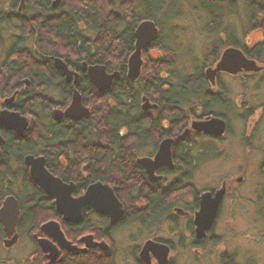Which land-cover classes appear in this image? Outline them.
I'll return each instance as SVG.
<instances>
[{
    "label": "trees",
    "instance_id": "trees-1",
    "mask_svg": "<svg viewBox=\"0 0 264 264\" xmlns=\"http://www.w3.org/2000/svg\"><path fill=\"white\" fill-rule=\"evenodd\" d=\"M30 1L33 12L30 16L27 15L26 20L30 24L22 32L29 30L30 35L35 34L33 30L38 32L36 42L42 48L43 54L68 57L67 59L77 67L81 61L101 64L105 66L106 71H117L120 76L114 79L109 89L99 92L89 83L86 74L82 73L78 88L85 104L91 106L90 112L78 121L66 120L68 128L63 129L57 122L54 123L57 127L55 129L46 127L43 120L32 112L34 118L36 117L31 126L33 129L21 140L11 141V147L6 148L0 166L9 165L8 159L11 155L16 164H22L23 156L32 153L45 155L47 161H54L53 153L56 150L64 151V159L86 158L90 169L88 179H101L111 184L118 199L123 201L126 211L122 223L127 225L128 229L134 223V226L140 227L138 232L153 224L160 225L167 213V196L162 189L149 190L143 180L142 169L135 167L134 158L138 157L139 152H149L151 148H155L159 137L168 132L161 128L160 122L164 116L172 119L174 125L185 121L189 113L186 109L193 100H200L201 89L205 86L202 82V69L196 68L192 74H185L176 69L175 50L163 42L161 17L169 0H62L56 9L51 7L53 0ZM228 1L197 0L209 17L205 24L207 33L215 38V34H225L226 30L229 32L227 18L240 13L246 14V23L251 28L248 29L262 28L264 33V0ZM238 2L243 6L241 10L236 7ZM143 19H151L160 27V35L152 45L158 50L167 51L168 56L165 59H148L141 69L140 76L135 82H131L127 77V59L134 51L135 27ZM233 36L226 39V45H242L237 44ZM221 43L219 37L212 41L211 46L216 49ZM263 43L264 39L253 47V51L247 50L244 45L242 48L250 57L254 54L261 56ZM26 56L27 58L19 57L10 65L13 66L10 75L16 76V82L22 76L30 77L32 88L29 90H34V86H38L40 81H47L48 85L55 81V76L52 80L50 78L52 70L47 67L50 64H38L32 58L31 52ZM12 90L9 89L7 95ZM21 92L25 98L20 103L22 111H33V107H40L41 103L43 105V96H40V93L37 96L31 90L30 96H27L24 90ZM58 92L64 95L63 101L67 100L71 86L62 81L58 83ZM143 95L157 103L158 109L142 111ZM178 150L175 149L177 160L188 165L191 161V148L180 149L182 152L179 154ZM5 180L6 174L1 171L0 203L5 195L12 193L16 188L13 183H10L9 187L5 186ZM23 182L26 196L17 189L15 191L23 208L17 224L20 231H23L25 224H38L55 216L52 209L41 211L46 205L43 203L45 200L40 199L42 193L27 174ZM31 196L33 197L30 199ZM135 197L143 198L146 205L136 207L133 204ZM2 237L0 226V239ZM97 264L106 263L102 260Z\"/></svg>",
    "mask_w": 264,
    "mask_h": 264
},
{
    "label": "flooded vegetation",
    "instance_id": "flooded-vegetation-1",
    "mask_svg": "<svg viewBox=\"0 0 264 264\" xmlns=\"http://www.w3.org/2000/svg\"><path fill=\"white\" fill-rule=\"evenodd\" d=\"M61 1L62 0H53L51 2V7L53 9H56ZM30 3V0H0V111L21 112L19 106L20 103L23 102L22 99L24 98L21 90H24V94L30 96L31 90L32 92H35L36 87H38L34 86V90H29L30 88H32V86L30 85V77L22 76L20 80L16 82V76H14L13 74L10 75V69L11 67H13L10 66L12 61H17L19 57L27 58L26 55H28L29 52L33 54L32 58L38 64L40 63L45 66H47V64H50V66L47 67H51L52 70V76H50L51 80L54 76L56 77L54 81L55 84L64 81L66 84L71 86V91L73 88L78 89L79 91L80 89L78 88V83L81 79L82 73L86 74V77L89 81L87 67L83 68L84 61H81L80 66L77 67L74 65V63H71L70 60L65 59L61 56H46L45 54H43L42 48L39 47L38 43L36 42L37 38L39 37L38 32L33 30V32L35 33L33 35H30L29 30H27V32L25 33L22 32V30L25 31V27L29 26L30 24L28 21H26L27 15L30 16V14H32L33 12L31 11ZM31 21L33 20L31 19ZM242 45L236 46L230 44V46L241 49L243 54L246 55L248 59H253L255 61V64L259 66V70H246L244 67L236 73H229L227 71L220 70L215 73L213 79H209L206 77V69L209 67L215 68L217 62L213 66H206L204 71L201 70L202 76L204 78L202 82L205 84V86L201 89L202 94L200 100H193L190 107L186 109L187 111H189V113L188 117L184 121L185 123L183 122L178 125H174L175 122H172V119L167 117V115L164 116V119L160 122L161 128L164 131L168 132H164V134L159 137L155 148H151L149 152H139L137 153L138 157L134 158L135 163H137V159H139V157L153 158L155 156V153L158 151L160 145L159 143L162 140H172L170 143V154L172 160L171 167L165 164H161L160 167H158L154 171V176H159L161 177V179L158 181H152L151 179L150 181H146V185L150 188L149 190L155 191L162 189L165 192L167 196V206L165 207L167 213L163 216V220L160 225L153 224L152 226H149V228L142 229L139 232L138 230L140 227L134 226V224L136 225V223L130 225L131 227L134 226L133 230H135V234H132V236H135L136 238L144 237L142 238V240H140L142 241L141 244L135 243L134 245H132L131 255L133 256L134 262H136V264H160L156 256L151 251L148 252L149 263L140 258V253L146 240H154L167 246L168 253L165 264H176V261H174V257L177 253V250L175 249L177 247L178 249H182L185 247L192 248L195 252L200 253L198 249H203V251L205 252L208 249V245H215V243L217 244V242L219 241L222 242V234L220 235L219 233H216L215 226L222 213L224 214V212L226 211L227 205L233 208L234 206H232L231 204L235 202L234 200L236 198L238 200L239 196H245L241 191L245 180L243 176L244 172L242 171H240L239 175L235 177L234 175L225 176L218 182L215 181L214 185L205 187L204 190H200L197 185L200 165L211 161L212 159L216 160L219 158H223L227 152L231 153L229 152L228 147H226L227 144L243 143L245 145L247 142L264 141V87L263 89H261V86H264V64L260 65V63L256 61L257 58L255 57V55L251 57L247 55L243 50ZM230 46H228L227 48H229ZM55 58L61 59L62 62L67 65L70 72L72 71L73 73L78 74V78L75 83L73 81L74 74H72L70 81H68L63 71L59 69L54 63ZM257 74H262L260 76L262 77V80L260 82L253 83L252 87H255L258 91H260V97H262L263 101L260 103L261 105L254 107L250 106L253 99L248 101L243 98L244 96L230 98V90L228 88V84L225 82L222 75L233 78H235L236 76L239 77V80L241 81V85L239 84L240 87L248 89L249 87L246 82H250L253 77H257ZM9 89L13 90L10 91L7 95V91ZM53 93L58 94L56 91H52L51 93L48 92L50 100L54 99L52 96ZM147 98L149 99V102L156 104V108H149L147 110L158 109V104L151 101L149 97ZM210 99L212 100L210 101ZM54 100L55 101L53 106L62 107L66 104V100H62L63 102L59 98ZM86 107H88L90 112L89 105H86ZM147 110L142 109V111L144 112H147ZM234 111L237 112L236 114H238V117L243 123L244 121L247 122V125L244 127L242 126L243 128L238 134V139L228 141L227 139H233L234 130H232L230 120L227 116L229 113H233ZM27 112L28 115L26 117L29 118V129H33L31 128V126L33 124V120L35 119L34 115H38L39 118L43 120L46 127L51 129L57 128L54 126V123L57 121H54L53 118L45 117V113L42 110L38 109L37 106L33 107V111L29 110ZM32 112L34 113V115L32 114ZM43 113L45 118L43 117ZM83 118L84 117L79 118V120ZM212 118H218L224 120L225 122L223 133L218 136L214 135L213 133L211 134L204 132L202 130L196 131L191 126L193 121L209 120ZM65 119L70 121L73 120L68 119L67 117ZM253 119L255 120L254 123L252 122ZM257 124L259 128H257ZM67 125V123H63L60 124L59 127L61 129L68 128ZM13 140H21V137L18 135L15 129H9L0 121V164L1 161L4 160L6 148H8L9 146L11 147L10 143ZM186 142L188 143V145L186 144ZM223 144H225L224 147ZM184 148L192 149L190 152L191 161H189L188 165L183 163V161L177 160L175 156V149H179L177 151V153L179 154L182 152V150L180 149ZM32 154L34 156L42 155L34 153ZM53 154H56V158H54V161H45L44 166L46 170H48L53 176L61 180L64 184L73 185L72 195L74 197L84 194L89 184L97 182L99 180L104 182L101 179L93 181H90L88 179L90 169H88L89 163L87 162L86 158L84 159L86 161H84L83 158L63 160L61 159L60 154L64 155V151L60 152L56 150ZM24 157L25 155L23 156V161ZM201 157H203L204 159L201 160ZM8 161L9 165L0 166V172L2 171L6 174V180L4 182L5 184H3L9 187V184L13 183L14 188H16L12 193H8L7 195H5L3 199L9 195H14L18 200V204H20L19 197L17 196V193H15L16 189L19 190L24 196H26L25 182H23L26 174L32 182H34V180L30 175L29 166L25 163V161L22 164H16V161L12 158V155L8 159ZM202 161L203 163H201ZM75 170L77 173L74 172ZM262 171L264 172V164L262 166ZM74 173L76 174L74 175ZM200 181L201 179H199V182ZM34 183L42 193L40 195V199L45 200L43 203H46L44 209L41 208V211H50L52 209L51 211L55 213V216L50 217L49 219L47 218L45 221H41L38 224L37 222L33 224H25L26 226L23 231H20L19 229L16 230L17 234L19 235L21 232H24L27 237L26 241L28 242V246H30V253L27 264H97L98 261L101 262L102 260L106 264H120L118 263L119 252L116 247L115 237L119 233V230L126 229L127 225L122 223L124 221V214L116 222H111L107 214L94 211L92 206L88 204L81 209V215L78 221H65L63 219V216L60 213H57V208L54 202L55 199L49 193L43 191L36 182ZM204 192H209L212 197H215L216 194L220 193V200L218 203L214 221L209 226V229L204 231L203 235L197 237L194 216L195 212L198 211L201 207L200 200L202 197L201 195L204 194ZM29 195H31V193H29ZM32 197L33 196H31L30 199ZM233 198L234 200H231ZM3 199L1 200V202L3 201ZM134 201L135 202H133V204L136 207L146 205L143 198L135 197ZM122 205L124 210V204ZM229 210L233 213L235 209L233 208L232 210ZM125 211L126 210H124V213ZM22 212L23 208L20 204V218L22 216ZM50 220H54L55 222L57 221V223H59L60 229L65 238L70 241V244L75 245L77 248L75 251H70L62 248L60 244L53 242L55 245H57V249L59 251L58 257L53 261H50L49 256H47L49 252L45 253L38 244L39 238H48L50 241H53V239L41 229V226ZM18 222L19 221H17L16 224H18ZM164 222L165 224L168 223L169 229H171V233L174 234L172 238H161L154 235L159 230L158 228ZM180 225H182L183 227H180ZM0 226L2 228V231L4 232L3 226L1 224ZM131 227L130 229H128L130 232V241H132ZM228 228H231V226ZM182 229H184V231H187V237H185L184 239V237H180L179 234L176 238L178 241L173 240L174 236L178 233H181ZM100 243H105L107 245V248H102ZM235 250L236 251L234 252L235 254H233V256L236 255V257H239L240 254L238 253L240 251L238 249ZM223 254H225V256ZM220 257H225V259L227 260L229 259L230 261H234V258L224 253V251L220 253ZM104 258H106L105 261ZM107 258L109 259L108 261Z\"/></svg>",
    "mask_w": 264,
    "mask_h": 264
},
{
    "label": "rangeland",
    "instance_id": "rangeland-1",
    "mask_svg": "<svg viewBox=\"0 0 264 264\" xmlns=\"http://www.w3.org/2000/svg\"><path fill=\"white\" fill-rule=\"evenodd\" d=\"M227 3L231 5L230 1ZM165 5L167 8H164V14L161 17L164 35V37L162 36L164 38L163 42L175 50L177 58L176 69L185 74L193 73L199 67L204 71L206 66L215 65L220 60L222 51L228 47L226 39L232 35H234L233 39L237 44L242 43L250 51L251 49L253 51V47L264 39L262 28L250 30V26L246 23L245 13L229 16L227 18L229 32L226 30L225 34H215L214 38V35L207 33L205 29V24L209 17L203 12L197 0L196 2L195 0H169ZM236 7L241 10L243 6L238 2ZM156 27H158L157 24ZM160 31V27H158L156 39L142 51V67L145 66L151 57L165 59L168 56L167 51L158 50L152 45L158 39ZM219 37H221L222 43L219 44L218 48L213 49L211 43L219 39ZM255 57L258 59L255 58L256 61L263 65L264 49L261 56L255 55ZM63 58L67 59L68 57ZM262 74H257L259 77H253L250 82H246L248 89L240 87L241 81L237 76L233 78L222 75V77L228 84L230 98L244 96L243 98L248 101L253 99L250 106L254 107L261 105L260 103L263 102L262 97H260V91L252 87L253 83L262 80V77H260ZM263 87L261 86V89ZM52 96L54 99L59 98L56 93H53ZM236 113L234 111L227 116L232 130H234L233 139H227L228 141L238 139L241 129L247 125V122L244 121L243 123ZM252 122L254 123L255 120L253 119ZM257 128H259L258 124ZM224 146L225 144H223ZM226 147L231 153L226 151L227 153L223 158L212 159L200 165L197 178L198 188L204 190L205 187L214 185L215 181L218 182L225 176H238L240 171H242L244 172L245 180L241 191L245 196H239L238 200L237 198L235 200L234 198L231 199L235 201L231 205L234 206L236 213L235 210L232 213L229 209L232 210L233 208L227 205L226 211L224 214L222 213L218 220L215 226L216 233L222 234V242L219 241L215 245H208V249L205 252L203 249H198L200 253L195 252L192 248L178 249L177 247L175 248L177 253L174 257L176 264H264V172L262 171L264 141L247 142L245 145L243 143L227 144ZM199 179H201L200 182ZM0 204L2 205V202ZM230 226L231 228H228ZM133 229L134 226L131 227V236L135 234ZM158 229L154 234L157 237L172 238L174 235L171 233L168 223L165 224L164 222ZM129 234L130 232L126 226V229L119 230L115 237L116 247L119 252L118 263L120 264H136L131 255L132 245L135 243L141 244L142 241L140 240L144 238L132 236V241H130ZM179 234L184 239L187 237V231L182 229L181 233L176 234L173 240L178 241L176 238ZM18 236L19 239L10 247L3 246V237L0 239V264H27L30 246H28L24 232H21ZM235 249L240 251L238 253L240 254L239 257L233 256ZM222 251L234 258V261L220 257ZM223 255L225 256V254Z\"/></svg>",
    "mask_w": 264,
    "mask_h": 264
},
{
    "label": "water",
    "instance_id": "water-1",
    "mask_svg": "<svg viewBox=\"0 0 264 264\" xmlns=\"http://www.w3.org/2000/svg\"><path fill=\"white\" fill-rule=\"evenodd\" d=\"M59 1V0H57ZM134 31L135 44L133 52L128 57L127 62V77L131 82L135 80L141 74V67L143 65L142 51L152 41H154L158 35V27L151 19H143L136 27ZM56 66L63 71L68 81H70L72 74H74V83L78 78L77 73H73L68 69L67 65L62 62L61 59L55 58ZM87 67V73L89 81L99 92L109 89L114 79L119 78L120 73L114 71L112 73L106 72L105 66L101 64H92L87 66L86 62H83V68ZM246 70H259V66L255 64L253 59H248L243 54L242 50L230 46L225 49L220 60L217 62L215 68L209 67L206 69V77L213 79V76L217 71L224 70L229 73H236L241 68ZM72 100L69 107L65 110V115L71 118H82L89 113L88 107L81 104V96L77 90L72 93ZM141 107L143 110L149 108H156V104L149 102V99L145 96L141 98ZM60 114H58L59 116ZM0 121L5 124L9 129H16L21 134L28 126L26 118L19 116L17 113L0 111ZM192 128L196 131H204L207 133H213L218 136L223 133L225 126L224 120L218 118H212L209 120L193 121ZM171 139H164L159 144V149L155 153L153 158L151 157H139L138 162L146 168L148 177L152 181H158L161 179L159 176H154V171L160 167L161 164H165L171 167L172 160L170 154ZM25 163L29 166V171L32 179L39 187L49 193L55 199V205L58 212L62 213L65 221L76 222L80 218L81 209L90 205L96 212L105 213L110 216L111 222H116L124 214L123 205L119 199H117L114 190L107 183L97 181L87 186L84 194L74 197L72 195L73 185L64 184L57 177L53 176L48 170H46L44 164L45 160L42 157H34V155L27 154L24 157ZM200 209L195 212V228L196 236L203 235L204 231L209 229V226L215 219L218 203L220 200V193L215 197L209 192H204L201 195ZM19 204L16 197L13 195L7 196L3 199L0 206V224L5 231L3 246L10 247L18 239L16 232V222L19 218ZM42 230L47 233L53 241L48 238L38 239V244L41 249L49 254L50 261L55 260L58 257L57 245L60 244L64 249L75 251L77 248L75 245L70 244L62 233L59 223L54 221H47L42 226ZM54 242V243H53ZM88 244V243H87ZM102 248H107L105 243H100ZM167 246L157 241L146 240L140 253V258L149 263L148 252H152L160 264H165L167 259ZM13 264V263H10Z\"/></svg>",
    "mask_w": 264,
    "mask_h": 264
},
{
    "label": "bare ground",
    "instance_id": "bare-ground-1",
    "mask_svg": "<svg viewBox=\"0 0 264 264\" xmlns=\"http://www.w3.org/2000/svg\"><path fill=\"white\" fill-rule=\"evenodd\" d=\"M87 64V66H90V65H92V64H88V63H86ZM49 83V82H48ZM76 87V86H75ZM56 91L57 93H58V95H59V99L60 100H62V98H63V96L64 95H60L59 94V92H58V84L57 85H55L54 84V82H50V84L48 85L47 84V81H40V84L38 85V87H36V91L34 92L37 96L39 95V93H40V96H43V105H42V103L40 104L41 106L39 107V106H37V108L38 109H40V110H42L44 113H45V117H50V118H53L55 121H57L59 124H63V123H65L66 122V117L68 118V119H73L72 121H78L79 120V118H71V117H69V116H66L65 115V110L69 107V105H70V103H71V100H72V93L75 91V90H77V92H78V94H80V96H81V104L82 105H85L86 106V104H85V102H84V99H83V96H82V94H81V92H79L78 91V89H72V91H71V93H69L68 95H67V97H69L67 100H66V104L65 105H63L62 107H60V106H53L54 105V99H51L50 100V96H49V94H48V92L49 91ZM38 93V94H37ZM9 94V93H8ZM62 94V93H61ZM47 98H49V100H47ZM21 106H19V108H20ZM44 107H45V109H44ZM22 108V107H21ZM19 110V109H18ZM14 112V111H13ZM14 113H17L19 116H21V117H24V118H26V120L28 121V126L26 127V129L21 133V134H19L18 133V131L16 130V132L18 133V135L22 138V137H24L27 133H29L30 132V130L31 129H29V118H27L26 116L28 115V112L27 111H22L21 110V112H14ZM58 114H60L59 116H58ZM44 117V116H43ZM36 118V117H35ZM35 121V119L33 120V122ZM49 138H51V139H53V137H49ZM188 145V144H187ZM192 150V149H191ZM31 155V154H30ZM60 156H61V159H63L64 160V155H62V154H60ZM34 157H42V158H44V160L45 161H47L46 159H45V155H37V156H34ZM53 157H55L56 158V154H53ZM135 167H138V168H140V169H142L143 170V180L144 181H150V178L148 177V174H147V171H146V168L144 167V166H142L139 162H138V159H137V163H135ZM107 184H109V183H107ZM90 185V184H89ZM110 186H111V184H109ZM111 188H112V186H111ZM113 189V188H112ZM114 190V189H113ZM114 193H115V191H114ZM116 195V194H115ZM9 196H11V195H9ZM117 197V196H116ZM117 199H118V197H117ZM120 201H121V203L123 204V201L121 200V199H119ZM20 205V204H19ZM56 206V205H55ZM57 208V207H56ZM57 213H60V212H58V210H57ZM61 215H62V213H60ZM63 216V215H62ZM108 216V215H107ZM109 217V219H110V216H108ZM19 219H20V217L18 218V220L17 221H19ZM64 219V218H63ZM50 221H54V220H50ZM55 222V221H54ZM57 222V221H56ZM17 223V222H16ZM43 226V225H42ZM42 226H41V229H42ZM18 229V227H17V224H16V230ZM17 232V231H16ZM7 236L5 235V231L3 232V239H2V243H3V241H4V238H6Z\"/></svg>",
    "mask_w": 264,
    "mask_h": 264
}]
</instances>
